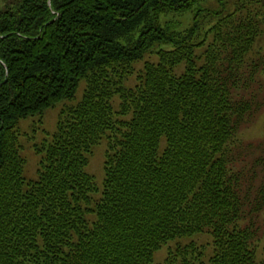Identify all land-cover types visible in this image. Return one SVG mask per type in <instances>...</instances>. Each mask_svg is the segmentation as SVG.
I'll return each mask as SVG.
<instances>
[{"label": "trees", "instance_id": "1", "mask_svg": "<svg viewBox=\"0 0 264 264\" xmlns=\"http://www.w3.org/2000/svg\"><path fill=\"white\" fill-rule=\"evenodd\" d=\"M201 2L2 1L0 264H151L171 241L159 264H264V149L238 139L264 112V0ZM81 82L26 180L20 121ZM103 139L98 188L86 167Z\"/></svg>", "mask_w": 264, "mask_h": 264}, {"label": "rangeland", "instance_id": "2", "mask_svg": "<svg viewBox=\"0 0 264 264\" xmlns=\"http://www.w3.org/2000/svg\"><path fill=\"white\" fill-rule=\"evenodd\" d=\"M2 1L3 0H0V6H2ZM228 1L233 2L234 0ZM201 5L203 8L209 7L217 10V0H202ZM191 17L192 15L188 13H185V15L182 16L169 14L167 20L168 22H172L174 24V30L183 31L191 25ZM254 50L264 52V32L256 43ZM144 59L155 60V54L146 55ZM134 66L135 72L128 77L127 81L124 82L123 87H131L135 84V75L138 70L141 69L142 62H138ZM84 85L85 84L83 82L80 83L73 101H62L54 107L46 110L42 115L36 114V116L20 121L18 126L19 145L20 154L25 159L23 176L26 180L37 178L41 154L36 152L35 146L39 145L42 140L55 131L61 109L66 107V105L75 104L81 98ZM113 102H118V98L115 97ZM238 139L245 144L257 143L258 141V143L262 144L264 149V112L256 117L253 124L239 132ZM105 151L106 142L105 139H103L98 145L92 147V151L89 155V163L86 167V172L93 176L94 182L98 188H101L104 180L103 164ZM260 219L263 234L261 235V238L255 242L254 249L257 252L258 259L262 260V258H264V209L260 213ZM194 243L197 245L201 244L203 247H206V255L211 252V236L208 234L201 235L199 238L195 239ZM173 245V241H171L155 252L151 264L161 263L164 260L168 249Z\"/></svg>", "mask_w": 264, "mask_h": 264}]
</instances>
